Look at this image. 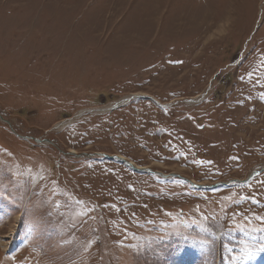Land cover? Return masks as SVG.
<instances>
[{
  "label": "rangeland",
  "instance_id": "1",
  "mask_svg": "<svg viewBox=\"0 0 264 264\" xmlns=\"http://www.w3.org/2000/svg\"><path fill=\"white\" fill-rule=\"evenodd\" d=\"M263 256L264 0H0V264Z\"/></svg>",
  "mask_w": 264,
  "mask_h": 264
},
{
  "label": "snow or ice",
  "instance_id": "2",
  "mask_svg": "<svg viewBox=\"0 0 264 264\" xmlns=\"http://www.w3.org/2000/svg\"><path fill=\"white\" fill-rule=\"evenodd\" d=\"M233 259H235V258H233Z\"/></svg>",
  "mask_w": 264,
  "mask_h": 264
}]
</instances>
